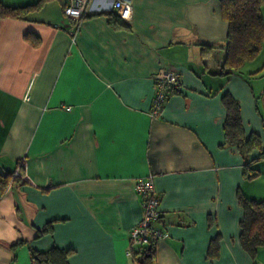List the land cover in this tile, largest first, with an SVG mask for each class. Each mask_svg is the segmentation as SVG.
Returning <instances> with one entry per match:
<instances>
[{
  "label": "crops",
  "instance_id": "obj_1",
  "mask_svg": "<svg viewBox=\"0 0 264 264\" xmlns=\"http://www.w3.org/2000/svg\"><path fill=\"white\" fill-rule=\"evenodd\" d=\"M100 4L75 29L61 0L0 18V173L22 162L25 177L0 191V264H32L30 250L52 247L68 264H138L126 250L142 214L134 185L147 176L163 232L152 264H264V248L254 263L240 247L237 199L264 198V158L244 179L222 103L237 101L244 136L264 152V42L219 76L222 49L201 47L224 43L220 0H132L125 26ZM171 66L179 86L152 116L154 76Z\"/></svg>",
  "mask_w": 264,
  "mask_h": 264
},
{
  "label": "trees",
  "instance_id": "obj_2",
  "mask_svg": "<svg viewBox=\"0 0 264 264\" xmlns=\"http://www.w3.org/2000/svg\"><path fill=\"white\" fill-rule=\"evenodd\" d=\"M44 1L46 0H36L34 3L17 7L3 5L0 2V18L22 17L27 12L37 9ZM263 4L264 0H220L221 17L227 23L224 43L221 47L207 45L201 47L202 52L209 50L208 48L222 49L223 51L222 61L212 74L227 76L257 56L264 42V23L260 13ZM114 16L109 18L111 24L125 26V21ZM174 91L175 89H170L168 93ZM168 93L166 97L169 95ZM222 103L225 108L223 126L225 141L239 149L244 160L243 177L246 180H252L258 175V171L252 165L257 160L264 158L260 138L255 133H250L247 137L244 136L239 104L233 97L223 94ZM254 150L259 152L258 158L249 159ZM12 174L13 172L0 173V191H3L10 181L15 180L12 178ZM237 199L243 211L239 222V244L255 263L257 252L264 248V198L251 200L238 192ZM20 244L22 242L17 241L11 245V248ZM152 246L153 244L150 245V249L145 248L141 259L137 260L138 264H152ZM67 252L56 247L44 252L30 250V260L32 264H68Z\"/></svg>",
  "mask_w": 264,
  "mask_h": 264
},
{
  "label": "built area",
  "instance_id": "obj_3",
  "mask_svg": "<svg viewBox=\"0 0 264 264\" xmlns=\"http://www.w3.org/2000/svg\"><path fill=\"white\" fill-rule=\"evenodd\" d=\"M104 4L97 7V11L110 9L121 20L127 22L132 14V0H103ZM92 0H61L62 13L71 21V29L77 27L78 22L91 10ZM156 80V90L151 104V115H157L166 99V92L176 89L179 86L178 76L174 67L162 68L154 76ZM22 162H18L16 171L12 178L18 177L21 181L25 179L19 173ZM135 192L141 198L142 214L138 222L130 229L128 238V248L126 256L136 260L141 259L146 247L154 244L163 236L159 228L160 211L158 197L154 192L151 176L137 180L134 185ZM134 247L136 250L134 251Z\"/></svg>",
  "mask_w": 264,
  "mask_h": 264
},
{
  "label": "water",
  "instance_id": "obj_4",
  "mask_svg": "<svg viewBox=\"0 0 264 264\" xmlns=\"http://www.w3.org/2000/svg\"><path fill=\"white\" fill-rule=\"evenodd\" d=\"M147 249H150V246H148Z\"/></svg>",
  "mask_w": 264,
  "mask_h": 264
}]
</instances>
